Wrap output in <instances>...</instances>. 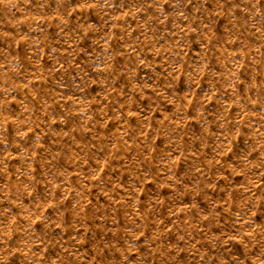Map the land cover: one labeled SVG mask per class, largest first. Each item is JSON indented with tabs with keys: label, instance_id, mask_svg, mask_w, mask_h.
<instances>
[{
	"label": "rangeland",
	"instance_id": "rangeland-1",
	"mask_svg": "<svg viewBox=\"0 0 264 264\" xmlns=\"http://www.w3.org/2000/svg\"><path fill=\"white\" fill-rule=\"evenodd\" d=\"M0 264H264V0H0Z\"/></svg>",
	"mask_w": 264,
	"mask_h": 264
}]
</instances>
